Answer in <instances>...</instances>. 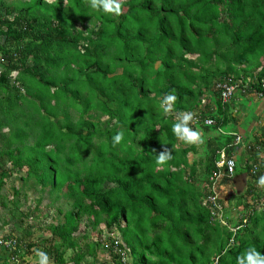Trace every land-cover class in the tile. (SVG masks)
Listing matches in <instances>:
<instances>
[{"label":"trees","instance_id":"16d2710c","mask_svg":"<svg viewBox=\"0 0 264 264\" xmlns=\"http://www.w3.org/2000/svg\"><path fill=\"white\" fill-rule=\"evenodd\" d=\"M119 2L116 15L90 0H25L0 17V191L17 172L38 190L25 211L18 189L0 193V230L4 214L16 223L0 237V248L14 244L2 264H31L22 250H39L33 222L50 231L40 241L49 264H68L67 251L72 264L93 262L102 246L111 264H237L249 247L264 253V127L256 141L219 132L235 127L240 95L264 98V0ZM224 86L234 88L225 100ZM168 92L177 99L165 113ZM182 110L195 113L203 143L172 133ZM165 148L173 157L159 166ZM225 157L232 172L218 164ZM45 195L55 214L42 229ZM83 218L121 240L84 235L81 248Z\"/></svg>","mask_w":264,"mask_h":264},{"label":"rangeland","instance_id":"374dc122","mask_svg":"<svg viewBox=\"0 0 264 264\" xmlns=\"http://www.w3.org/2000/svg\"><path fill=\"white\" fill-rule=\"evenodd\" d=\"M1 2L4 3V6L0 5V17L2 18H7V19H12L13 15L16 14V12L13 10L14 8H16L17 6L23 5V3L25 2V0H0ZM45 2H51L52 0H44ZM7 8H9L10 14H6V10ZM3 41V37L0 38V42ZM236 107L239 106L238 102L235 103ZM252 111L249 110L248 114H251ZM251 116L248 115L247 116V120L250 121ZM104 119V118H102ZM259 123L262 124V119L259 120ZM260 127V126H259ZM255 132V131H254ZM208 141V140H207ZM206 143V142H205ZM199 157V156H198ZM221 161L218 164H222L225 163V158L220 159ZM24 169L26 170L27 168L24 167ZM242 175H244V173H240ZM23 173L21 172H17L14 173V175L12 176L11 179H9L8 181H5V185L3 186V189L0 191L1 194L8 196L10 195V193L12 192V189H18V191H20V196L18 198L19 202H20V206L22 210H28L30 208H33L35 205V199L38 197V190L37 187L34 185L33 181L30 179H27L25 181H22L23 178ZM237 179V178H236ZM235 192H237V194H242L245 192L246 190V186L243 184L240 185H235L234 188ZM229 195V194H228ZM227 199V202H229L231 205L235 204V201L233 199H229L228 196L225 197ZM48 198L45 195L43 200L40 202V227L42 229H46L45 226H47V224L50 222L52 215H54L55 213L52 212V210L47 209V203H48ZM204 201H202L203 203ZM205 203V202H204ZM203 203V204H204ZM67 207L62 206L61 207V214L56 216L55 221H63L64 218V214L68 211ZM234 213L236 212H231V216L232 218L234 217ZM2 214V211L0 210V215ZM5 215V219L7 221V225L4 226L3 229L0 230V237L6 233H8L9 230L12 229V227H14L16 225L15 221L12 219V217L7 216V214ZM86 220L83 218V220L80 222L78 231L74 234L75 239L78 241L79 246L81 248H83L85 246L86 243H88V241H90L91 239H84L82 240V236L86 235L88 237H92L93 240L100 242H109V237H113V239L115 240H121V235L120 233L115 230L114 228H112V231H109L107 229L104 228V226H99V227H92L90 225V223H88L86 226ZM33 226L35 227V241L36 244L39 246V250H42L44 247L43 244H41V240L45 239L46 237L48 238L50 236V231L47 230H39L38 226V222H33ZM103 228V229H102ZM102 231H101V230ZM20 231V230H18ZM101 231V232H99ZM13 237H19V233H13L12 234ZM38 235V236H36ZM11 245H14L13 243H11ZM103 248V246H102ZM99 248L96 258L94 259L93 262H91V258L87 257L86 260H84L82 262V264H111V260L108 258V253H107V249H102ZM38 252V251H37ZM37 252L33 249L29 250V253L26 252L25 249L22 250L23 253V257L25 259V261H30L31 264L38 262V256H37ZM71 252L72 251H67L66 255H65V259L67 260L68 264H72L70 257H71ZM3 254H5L4 248H0V255L2 256ZM3 258H0V261H2ZM49 261H53L52 258H49ZM128 261H130V259H128ZM2 263V262H1ZM10 264L11 261H9Z\"/></svg>","mask_w":264,"mask_h":264},{"label":"clouds","instance_id":"9594fccd","mask_svg":"<svg viewBox=\"0 0 264 264\" xmlns=\"http://www.w3.org/2000/svg\"><path fill=\"white\" fill-rule=\"evenodd\" d=\"M90 6L93 9H98L104 13H109V14L119 15L122 11L121 3L119 2V0H90ZM176 99L177 97L174 92H168L163 96V99L161 100L160 103V107L163 109L165 113H167L173 109ZM194 117H195V113L193 111H183V110L179 111L176 121L171 125L172 133L179 140L187 144L203 143L204 138L202 136L201 130L194 128L191 124V122L194 120ZM123 136H124L123 131H117L111 137V143L113 145L119 144L122 141ZM229 137L232 138V140L234 137V143H236L235 139L236 138L239 139L240 135L236 133H232L231 135H229ZM251 140L256 141L254 139ZM248 144H253V143H248ZM248 147L249 146L247 145L246 148L248 149ZM239 153L240 151L238 152V154ZM154 155L156 157L157 164L159 166H162L172 159L173 152L172 149L165 148L159 154H154ZM219 176L217 177V179L219 178ZM236 178L244 182L246 176L245 174L237 175L236 177H234L233 183L236 182L235 181ZM257 184L260 186H264V174L259 176L257 180ZM2 248L14 249V245L10 244V246H6L3 244ZM37 256H38V264H49V255L47 252L38 250ZM10 261L12 264L16 263L14 259ZM237 264H264V253L258 251L255 247H249L241 255L237 257Z\"/></svg>","mask_w":264,"mask_h":264},{"label":"crops","instance_id":"0c3cea01","mask_svg":"<svg viewBox=\"0 0 264 264\" xmlns=\"http://www.w3.org/2000/svg\"><path fill=\"white\" fill-rule=\"evenodd\" d=\"M236 102H238L239 106L237 108L234 107L233 116L236 115V118L239 122L237 121L233 130H231L232 128L229 127V130L222 131L221 135H223L227 131L229 133H237L242 136L243 139H255V135L260 130L257 124H259L261 128L264 127V99H257L253 97L249 99L248 95H240L238 97V101ZM249 110L252 111L251 114H248ZM248 115L251 116L250 121L247 120ZM260 119H262V124L259 123ZM215 142L219 143L218 141ZM221 142L223 143L224 140H222ZM0 258H3L2 261H0V264H2L5 260V256L0 255Z\"/></svg>","mask_w":264,"mask_h":264},{"label":"built area","instance_id":"2783aa9c","mask_svg":"<svg viewBox=\"0 0 264 264\" xmlns=\"http://www.w3.org/2000/svg\"><path fill=\"white\" fill-rule=\"evenodd\" d=\"M261 88H262V92H259V94H257V95L260 96V97H263V93H264V81L261 82ZM233 90H234L233 87H225V86H224V87H223V92H222V94H221L222 99H223V100L227 99V98L232 94ZM238 140H239L238 138L235 139L236 142H237ZM226 166H227L228 171H229V172H232L233 167H234V166H233V162H228V163L226 164ZM4 245H6V246H10V243H4Z\"/></svg>","mask_w":264,"mask_h":264},{"label":"bare ground","instance_id":"6f19581e","mask_svg":"<svg viewBox=\"0 0 264 264\" xmlns=\"http://www.w3.org/2000/svg\"><path fill=\"white\" fill-rule=\"evenodd\" d=\"M260 92H262V89H260ZM221 132V131H219ZM228 162H234L233 158L232 157H225V163L224 164H227ZM220 175V172H216L214 174V176L218 177Z\"/></svg>","mask_w":264,"mask_h":264},{"label":"water","instance_id":"95a60500","mask_svg":"<svg viewBox=\"0 0 264 264\" xmlns=\"http://www.w3.org/2000/svg\"><path fill=\"white\" fill-rule=\"evenodd\" d=\"M236 184V183H235Z\"/></svg>","mask_w":264,"mask_h":264}]
</instances>
